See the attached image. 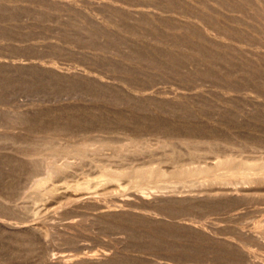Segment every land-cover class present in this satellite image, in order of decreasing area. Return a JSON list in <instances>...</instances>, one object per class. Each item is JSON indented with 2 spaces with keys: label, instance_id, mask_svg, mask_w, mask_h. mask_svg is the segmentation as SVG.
<instances>
[{
  "label": "rangeland",
  "instance_id": "1",
  "mask_svg": "<svg viewBox=\"0 0 264 264\" xmlns=\"http://www.w3.org/2000/svg\"><path fill=\"white\" fill-rule=\"evenodd\" d=\"M238 1L0 0V264H264V182L253 171L213 188L205 177L199 188L173 185L168 164L165 178L145 185L96 182L99 165L121 167L110 148L127 144H166L121 163L127 171L135 161L157 166L164 151L182 159L210 139L238 150L247 135L257 149L243 157L264 159L256 139H264V19L255 14L264 0ZM93 138L107 158L57 172L44 184L52 191L37 189L46 156ZM80 180L89 188L73 184ZM22 240L32 250H20Z\"/></svg>",
  "mask_w": 264,
  "mask_h": 264
},
{
  "label": "bare ground",
  "instance_id": "2",
  "mask_svg": "<svg viewBox=\"0 0 264 264\" xmlns=\"http://www.w3.org/2000/svg\"><path fill=\"white\" fill-rule=\"evenodd\" d=\"M208 0H206V2H207ZM211 2H212V0H210ZM240 1V0H239ZM238 1V2H239ZM245 1H247V0H245ZM217 2H219V1H217ZM224 2V1H223ZM226 2V1H225ZM224 2V3H225ZM250 2V1H249ZM209 3V2H208ZM207 3V4H208ZM237 3V2H236ZM245 3V2H244ZM210 4V3H209ZM215 4V3H214ZM241 4H243V3H241ZM264 4V3H263ZM256 5V4H255ZM260 6V5H259ZM259 6H257V7H255L256 8V10H255V14H256V16L258 15V19L260 18V19H264V8H262V7H259ZM234 8V7H233ZM251 8V7H250ZM118 9V8H117ZM235 9V8H234ZM124 10V9H123ZM218 10V9H217ZM216 10V11H217ZM236 10V9H235ZM248 12V11H247ZM247 12H246V14H247ZM251 12V11H250ZM202 13V12H201ZM227 14V13H226ZM243 14V13H242ZM249 14H251V13H249ZM229 15V14H228ZM236 15V14H235ZM230 16V15H229ZM252 17H253V15H251ZM255 16V17H256ZM259 16H262V17H259ZM201 17V16H200ZM240 17V16H239ZM238 17V18H239ZM245 17V16H244ZM66 18H67V16H66ZM231 18V17H230ZM235 18V17H234ZM257 18V17H256ZM232 19V18H231ZM236 19V18H235ZM254 19V18H253ZM148 20V19H147ZM206 20V19H205ZM204 20V21H205ZM242 20V19H241ZM256 20V19H255ZM236 21V20H235ZM259 22V21H258ZM149 23V22H148ZM170 25V24H169ZM264 25V24H263ZM174 26V25H173ZM261 27H263V26H261ZM84 28V27H83ZM258 29H260V28H258ZM217 30H219V29H217ZM131 31V30H130ZM259 32V31H258ZM261 32H264L263 31V29H262V31ZM40 33V32H39ZM205 33V32H204ZM199 34H201V33H199ZM264 34V33H263ZM4 35H6L7 36V34H4ZM218 36V35H217ZM7 38V37H6ZM244 39V38H243ZM12 41V40H11ZM251 44V43H250ZM261 47V46H260ZM199 48V47H198ZM208 49V48H207ZM183 57V56H182ZM245 57V56H244ZM261 58V57H260ZM250 59V58H249ZM187 60V59H186ZM238 60V59H237ZM220 64V63H219ZM258 64V63H257ZM230 67V66H229ZM260 67V66H259ZM218 68V67H217ZM261 68V67H260ZM231 74H232V72H231ZM262 74V73H261ZM73 79V78H72ZM233 101V100H232ZM230 102V101H229ZM168 107V106H167ZM170 107V106H169ZM19 113V112H18ZM21 113H23V112H21ZM77 117V116H76ZM105 119V118H104ZM77 121V120H76ZM79 121V120H78ZM77 121V122H78ZM125 122V121H124ZM132 122V121H131ZM134 122V121H133ZM58 123V122H57ZM91 123V122H90ZM89 122H88V124H90ZM114 123V122H113ZM126 123V122H125ZM129 123V122H128ZM135 123V124H134ZM133 123V125L132 126H134V125H137V124H139V120L137 121H135ZM142 123V122H141ZM162 123V122H161ZM84 124V123H83ZM115 124V123H114ZM132 124V123H131ZM143 124V123H142ZM141 124V125H142ZM163 124H164V122H163ZM171 124V123H170ZM110 125V124H109ZM152 125H154L155 127H157L158 129H159V127L160 128H162L164 125H161L159 122H157V121H155V123L154 124H152ZM1 126V125H0ZM118 126H120V125H118ZM123 126H125V125H123ZM140 126V125H139ZM162 126V127H161ZM8 127V126H7ZM99 127V126H98ZM114 127V126H113ZM117 127V126H116ZM121 127V126H120ZM165 129H167V130H169L170 132H175L176 130H174V128L170 125H166L165 124ZM175 127V126H174ZM59 128V127H58ZM73 128V127H72ZM82 128V127H81ZM94 129V128H93ZM110 129V128H109ZM126 129V128H125ZM148 129H149V127H148ZM154 129V128H153ZM164 129V128H163ZM210 129V128H209ZM90 130V129H89ZM88 130V131H89ZM111 130H114V129H112L111 128ZM130 130V129H129ZM137 130V129H136ZM161 130V129H160ZM187 130H188V132L187 133H189L190 135H193V133L195 134V132L194 131H196L197 130V132L199 131L200 132V130H198V129H192V128H187ZM213 130V129H212ZM86 131V130H85ZM165 131V130H164ZM178 131V130H177ZM181 131V130H180ZM179 131V132H180ZM118 132V131H117ZM167 132V131H166ZM182 132V131H181ZM215 133V131H212V133H209V134H214ZM122 133V132H121ZM192 133V134H191ZM202 133V132H201ZM31 134V133H30ZM245 134V133H244ZM250 134V133H249ZM57 135V134H56ZM59 135V134H58ZM91 135V134H90ZM97 135V134H96ZM196 135V134H195ZM202 135V134H201ZM215 135H217V133H215ZM224 135V134H223ZM55 136V135H54ZM54 136H50L52 139L49 141L50 142V145L49 146H51L52 144H53V146L54 147H58V145L60 144L59 143V139H57L59 136H57L56 138H54ZM177 136H179V135H177ZM176 136V137H177ZM183 136V135H182ZM200 136V135H199ZM205 136V135H204ZM219 136V135H218ZM222 136V135H221ZM252 136V135H251ZM250 135H247V136H244V137H242V138H240V139H242V141L244 140L245 142V145H241V148L240 149H236L235 150V148H234V146L231 144V145H229V146H227V144L226 143H228V142H221V143H216L218 140H216L215 138H212L213 137V135H212V137H208V139L209 138H212L214 141H211L210 142V140H208V139H206L205 138V140H208L209 142H207L206 144L207 145H205L204 143H202V142H205V141H202L201 143H202V145L204 144L205 146H200V143L199 144H195V143H193V144H186V145H188L189 146V148H187L188 150L186 151V156L184 155L183 157H185L187 160H185L184 161V163L185 162H188V164L189 163H192V164H189V167H186V166H188V164L186 165V163L184 164L183 162H181L180 163V161L183 159V157H182V159H180V156L179 155H181L180 154V152H179V154L178 155H176V153H174V150L173 151H169V153L168 152H166V151H164V153L161 155H159V156H157L156 158H154V162L157 164V166H155V167H152V166H148L147 164V166L144 168V167H139V166H137L136 167V165L135 166H131V164L133 165L135 162H137V161H135L134 163H131L130 164V166H129V169H128V171H127V169H124V165L126 166V164H124V165H122L123 164V162H126L129 158H132V157H136V156H138V155H141L142 153H146V151L147 152H149V155H151V156H154V155H156V154H152L153 153V151L152 150H154V149H157V148H161V149H163L164 148V146L166 145H164V144H159V145H151V144H142V145H140V144H127V145H125V146H121V147H111L110 149H111V154H109L110 155V158H113V159H115V160H117V162H119L120 163V165H121V167H119V168H123L122 170H124V171H121V170H119V168H117V170H114L113 168L111 169V170H109L110 169V167L109 168H107L105 165H99V171L100 172H98V173H100L99 175V177L100 178H98V180H96V182L97 183H100L101 182V184H103V183H105L106 182V184H108L107 182H109V184H110V181H118V180H120V179H123V178H128L129 177V181H130V177H134L133 179H134V183L135 184H142V183H144V185H145V183L147 184V181L149 180V179H153V178H156V179H161V178H165V175H166V168H163V165H165V164H168V166L170 165V168H171V171H170V173H169V176H170V178L171 179H173L175 182H173V180L171 181V183L173 182L174 184L173 185H175V183L176 182H179L180 184H183L182 185V188H185L187 185H189L191 188H193L194 186H201L200 184L198 185V183H202L203 181H205L206 180V182L208 183V181H209V185L211 186V185H215V186H217L216 185V183H218L220 180H226L227 179V181H228V178H229V181L228 182H230V179L231 178H236L235 180H237L238 182H239V180L237 179V177H239V175L241 174V169H244V170H246V172L247 171H253L252 173H253V179H255L256 181H254V183H256L257 182V180H258V183L259 182H264V159L263 160H261V159H255V161L254 160H252V162L250 161H247V159H245L244 157H243V155L244 154H249V155H251L252 156V154L254 153V151H255V149H257V148H251V146H249V145H246V144H248L249 143V141H251V140H254V137L252 138ZM95 137H97L98 139H99V137L98 136H95ZM181 137V136H180ZM179 137V138H180ZM215 137V136H214ZM223 137H225V136H223ZM167 138V137H166ZM187 138H189V137H187ZM198 138V137H197ZM202 138V137H201ZM71 139V138H70ZM72 139H73V137H72ZM104 139V138H103ZM171 139V138H170ZM176 139V138H175ZM186 139V138H185ZM191 139V138H190ZM234 139V138H233ZM233 139H230V140H233ZM238 139V138H237ZM256 139H257V141H259V142H263L264 141V139L261 137V136H256ZM12 140H14L13 138H12ZM16 140V139H15ZM47 140H49V139H47ZM225 140L226 141H228L226 138H225ZM224 140V141H225ZM71 142H69V144H66L65 145V147H64V150H62V151H60L59 149H54V152H51V154H49L48 156H46L47 158H51L52 160H54V158H62V160H64L63 162H61V164H53V163H56V162H53L52 160L50 161V162H46V159H45V157L43 158L42 157V159H40L41 157H39V158H35L36 160L38 159V160H44L45 159V161H43L44 163L46 162V166L48 167H46L45 166V169L47 168L48 170H47V175H46V178L44 177V176H42L43 178H45V179H43V178H41V175H39L40 177L39 178H41V179H35V178H33L34 180H36V183H35V185H36V187H37V189L38 190H42L43 188H45L46 190H48V189H50L51 187H49L48 189H47V187H44L45 185V183H46V180L47 179H50L51 178V176H53L54 174L56 175V174H58L57 172H59L60 174H62V172L64 173L65 171L67 172V169H71V167H73L74 166V164L75 165H85L86 163H87V161L89 162V163H91V162H93L94 163V161H98L99 160V158H101L102 156L104 157L105 156V154L103 153L104 151V149L105 148H108L107 146H105V145H103L104 147H102V146H99V145H97V142H98V140H96V138H95V140H94V138H93V141H89L88 142V144L87 143H75V144H73L72 143V140H70ZM74 141V140H73ZM107 141V140H106ZM106 141H104V142H106ZM191 141V140H190ZM189 141V142H190ZM234 141H235V139H234ZM17 142V141H16ZM36 142V141H35ZM46 142V141H45ZM62 142V141H61ZM64 142H65V140H64ZM68 142V141H67ZM103 142V143H104ZM213 142V143H212ZM230 142V141H229ZM232 142V141H231ZM230 142V143H231ZM253 142V141H252ZM11 143V142H10ZM25 143V142H24ZM28 143H30V142H28ZM38 143V142H37ZM40 143V142H39ZM52 143V144H51ZM63 143V142H62ZM99 143V142H98ZM107 143V142H106ZM181 143V142H180ZM186 143H188L187 141H186ZM198 143V142H197ZM224 143V144H223ZM235 143V142H234ZM240 143V142H239ZM254 143V142H253ZM13 144H14V141H13ZM43 144H45V143H43ZM56 144H58V145H56ZM76 144H78V145H76ZM100 144V143H99ZM17 145V144H16ZM32 145V144H31ZM40 145V144H39ZM62 145V144H61ZM235 145H236V143H235ZM34 146H35V144H34ZM41 146V145H40ZM39 146V147H40ZM187 146V147H188ZM231 146H233V148H231ZM27 147H29V146H27ZM38 147V146H37ZM38 147V148H39ZM175 147V146H174ZM15 148V147H14ZM30 148V147H29ZM29 148L27 149V150H29ZM32 149H34L35 151L37 150V148L35 149V148H33V146L31 147ZM30 148V150L32 151V149ZM41 148V147H40ZM39 148V149H40ZM44 148V147H43ZM182 148H183V146H182ZM239 148V147H238ZM39 149H38V151H36L37 153H35V154H40L41 152L39 151ZM25 150H26V148H25ZM25 150H23V151H25ZM33 150V151H34ZM253 150V151H252ZM259 150V149H258ZM32 151V153L34 154V152ZM48 151H50V150H48ZM26 152V151H25ZM38 152H40V153H38ZM109 152V151H108ZM29 153V152H28ZM158 153V152H157ZM21 154V153H20ZM31 154V153H30ZM33 154L31 155V156H33ZM47 154V153H46ZM23 156V155H22ZM29 156V155H28ZM41 156V155H40ZM24 157V156H23ZM106 157V156H105ZM72 158H74V161L72 160ZM107 158V157H106ZM108 158H109V156H108ZM152 158V157H151ZM184 158V159H185ZM16 159V158H15ZM24 159V158H23ZM153 159V158H152ZM252 159V158H251ZM18 160H19V158H18ZM33 160V159H32ZM72 160V161H71ZM102 160V159H101ZM143 160H145V159H143ZM190 162H189V161ZM205 160H209L207 163L205 162ZM215 161V163H211L212 161ZM41 161H39V162H41ZM149 161V160H148ZM183 161V160H182ZM27 162H29V161H27ZM38 162V161H37ZM38 162V163H39ZM84 162H85V164H84ZM111 162V161H110ZM151 162V161H150ZM19 163V162H18ZM30 163V162H29ZM122 163V164H121ZM142 163V162H141ZM183 163V164H182ZM193 163H194V165L196 164V166H194L193 167ZM20 165H21V163H19ZM41 164V166L44 168V164L42 165V163H40ZM39 164V165H40ZM51 164H53L52 166H51V168H49V166L51 165ZM96 164V163H95ZM181 164H182V166H181ZM205 164V165H204ZM94 165V164H93ZM128 165V164H127ZM185 165V166H184ZM190 165H192V166H190ZM18 166V165H17ZM24 166V165H23ZM40 166V168H42ZM115 166H117V165H115ZM144 166V165H143ZM167 166V168H169ZM15 167V166H14ZM75 167H78V166H75ZM88 167V166H87ZM166 167V166H165ZM22 168V167H21ZM31 168H32V166H31ZM81 168V167H80ZM97 168H98V165H97ZM115 168V169H116ZM125 168H127V167H125ZM34 169V168H33ZM50 169V170H49ZM29 170H30V168H29ZM93 170V169H92ZM126 170V171H125ZM168 170H170V169H168ZM167 170V171H168ZM31 171V170H30ZM35 171V170H34ZM82 171V170H81ZM37 172V171H36ZM74 172V171H73ZM77 172V171H76ZM244 172V171H243ZM245 173V172H244ZM248 173H250V172H248ZM252 173H251V177H252ZM38 174V173H37ZM41 174H43V173H41ZM65 174V173H64ZM63 174V175H64ZM67 174V173H66ZM69 174V173H68ZM27 175V174H26ZM31 175V174H30ZM44 175V174H43ZM54 175V176H55ZM74 175V174H73ZM96 175V174H95ZM247 175V174H246ZM25 176V175H24ZM35 176V175H34ZM33 176V177H34ZM53 176V177H54ZM72 176V175H71ZM250 176V175H249ZM23 177V176H22ZM84 177V176H83ZM97 177V176H96ZM168 177V176H167ZM206 178V179H204L203 181L201 180V178ZM241 177H243V179H241V180H245V178H247L248 176H246L245 178H244V174L241 176ZM251 177H248V178H251ZM68 178V177H67ZM79 178V177H78ZM86 178V177H85ZM170 178H169V180H170ZM13 179V178H12ZM28 179V178H27ZM52 179V178H51ZM75 179H77V178H75ZM233 179V180H234ZM29 180V179H28ZM56 180V179H55ZM55 180H53L52 179V183H53V181H55ZM69 180H70V178H69ZM68 180V181H69ZM126 180V179H125ZM162 180V179H161ZM232 180V179H231ZM234 180V181H235ZM75 181H77V180H75ZM164 181V180H163ZM162 181V182H163ZM222 181V182H223ZM234 181H232L233 182V184H234ZM16 182V181H15ZM27 182V181H26ZM29 182V181H28ZM57 182V181H56ZM60 182H62V181H60ZM73 182V181H72ZM90 182V181H89ZM88 182V180L87 181H81L80 180V182H73V184H76L78 187H80V188H82V190L83 189H88L89 188V186H90V183ZM130 182H132V181H130ZM132 182V183H133ZM159 182V181H158ZM161 182V181H160ZM222 182H220V183H222ZM226 182V181H225ZM227 182V183H228ZM245 182H249V180H247V181H245ZM252 182V181H251ZM64 183V182H63ZM93 183H95V182H93ZM120 183V182H119ZM166 183V182H165ZM164 183V184H165ZM168 183V182H167ZM166 183V184H167ZM206 183V184H207ZM227 183H225L224 184V182L222 183V184H224V185H228ZM237 183V182H236ZM253 183V182H252ZM253 183V184H254ZM257 183V184H258ZM14 184V183H13ZM61 184V183H60ZM66 184H67V182H66ZM69 184V183H68ZM67 184V185H68ZM105 184V185H106ZM128 184V183H127ZM154 184V183H153ZM155 184H156V182H155ZM163 184V183H162ZM170 183H168V185H169ZM231 184V183H230ZM21 185V184H20ZM23 185V184H22ZM25 185H27V183L25 184ZM50 185V184H49ZM52 185V184H51ZM97 185V184H96ZM104 185V184H103ZM186 185V186H185ZM203 185H205V183H203ZM208 185V184H207ZM220 185V184H219ZM236 185V184H235ZM260 186L261 185H263V183H260L259 184ZM29 186H31V185H29ZM33 186V185H32ZM31 186V187H32ZM76 186V187H77ZM135 186V185H134ZM139 186V185H138ZM153 186V185H152ZM165 186V185H164ZM181 186V185H180ZM179 186V187H180ZM213 186H211L212 188H213ZM214 186V187H215ZM256 186H258V185H256ZM18 187V186H17ZM23 187H24V185H23ZM58 187V186H57ZM64 187V186H63ZM75 187V186H74ZM97 187V186H96ZM137 189H138V187L137 186H135ZM155 187V186H154ZM157 187V186H156ZM175 187V186H174ZM173 186L171 187V188H174ZM198 187V188H199ZM202 187V186H201ZM218 187V186H217ZM219 187H221V185L219 186ZM229 187V186H228ZM34 188V186L32 187V189ZM59 189H60V187H58ZM120 188V187H119ZM177 188V187H176ZM181 188V189H182ZM226 188V187H225ZM29 189H30V187H29ZM44 189V190H45ZM95 189V188H94ZM141 189V188H140ZM144 189V188H143ZM158 189V188H157ZM178 189V188H177ZM13 190V189H12ZM15 190V189H14ZM26 191H27V189H25ZM24 190V191H25ZM37 190V192H39ZM44 190H42V192H44ZM51 190V189H50ZM49 190V191H50ZM25 191V192H26ZM52 191V190H51ZM85 191V190H84ZM140 191V190H139ZM160 191V190H159ZM209 191V190H208ZM11 192H13V191H11ZM15 192V194H16V191H14ZM20 192H21V189H20ZM25 192H24V194H25ZM138 192V191H137ZM196 192V191H195ZM228 192V191H227ZM226 192V193H227ZM259 192H261V191H259ZM45 193V192H44ZM21 194H23V190H22V192H21ZM23 194V195H24ZM39 194H41V192H39L38 193V195ZM99 194V193H98ZM138 194H140V193H138ZM17 195V194H16ZM23 195H21V196H23ZM37 195V196H38ZM42 195L44 196V194L42 193ZM46 195L48 196V192L46 193ZM54 195V194H53ZM15 196V195H14ZM19 196H20V194H19ZM36 196V197H37ZM42 196V197H43ZM69 196V195H68ZM6 197V196H5ZM8 197V196H7ZM6 197V198H7ZM13 197V196H12ZM140 197V196H139ZM3 198V197H2ZM1 197H0V199H2ZM35 198V197H34ZM229 198V197H228ZM245 198V197H244ZM243 198V199H244ZM8 200L10 199V198H7ZM230 199V198H229ZM248 199V198H247ZM7 200V201H8ZM11 200V199H10ZM9 200V201H10ZM32 200V199H31ZM241 200V199H240ZM1 201V200H0ZM6 201V202H7ZM8 201V202H9ZM23 201V200H22ZM34 201V200H33ZM244 202V201H243ZM5 203V202H4ZM4 203H1V204H4ZM166 204V203H165ZM10 205H12V204H10ZM9 205V206H10ZM7 206V205H6ZM254 206V205H253ZM12 207V206H11ZM4 208H5V204H4ZM7 208V207H6ZM258 208V207H257ZM1 209V208H0ZM3 209V208H2ZM22 209H24L25 210V208H22ZM236 209V208H235ZM237 210V209H236ZM253 210V209H252ZM0 211H2V210H0ZM11 211V210H10ZM26 211V210H25ZM27 212V211H26ZM246 212V211H245ZM244 212V213H245ZM2 213H3V211H2ZM2 213H0V214H2ZM36 213V212H35ZM252 213V212H251ZM5 214H7V213H5ZM31 214V213H30ZM246 214H247V212H246ZM255 215H256V211H255V213H254ZM6 215H4V216H2V217H5ZM14 217H15V215H14ZM7 218V217H6ZM11 218H13V216L11 217ZM20 219V218H19ZM15 220V219H14ZM21 220V219H20ZM165 220V219H164ZM214 220V219H213ZM16 221H17V219H16ZM18 222V221H17ZM259 224V223H258ZM185 225V224H184ZM188 225V224H187ZM191 227H193V226H191ZM43 232V231H42ZM41 232V233H42ZM223 234V233H222ZM226 235H227V233H226ZM264 237V236H263ZM28 238V237H27ZM229 238V237H228ZM22 239V238H21ZM205 240V239H204ZM18 241V240H17ZM23 241V240H22ZM32 241V240H31ZM231 242V241H230ZM30 243H32V242H30ZM30 243H28V242H25V241H23L22 243H21V241H20V244H19V246L21 247H19L18 245V247H19V249L20 250H24V249H26V252H27V250H29V249H31L30 248ZM216 243V242H215ZM170 246V245H169ZM203 246V245H202ZM264 246V245H263ZM228 247V246H227ZM18 249V248H17ZM173 249V248H172ZM199 249V248H198ZM208 249V248H207ZM32 250V249H31ZM187 250V249H186ZM231 250V249H230ZM19 251V250H18ZM25 251V250H24ZM30 251V250H29ZM188 251V250H187ZM188 254V253H187ZM212 254V253H211ZM70 255V254H69ZM250 256V255H249ZM65 257L66 256H62V258H61V260H63V259H65ZM241 258V257H240ZM81 259V258H80ZM215 259V258H214ZM159 261V260H158ZM175 261V260H174ZM173 261V262H174ZM180 261V260H179ZM184 261V259L182 260V262ZM224 261V260H223ZM62 262V261H61ZM120 262V261H119ZM187 262V261H186ZM43 263V262H42ZM182 264V263H181ZM186 264H188V262L186 263ZM195 264H197V263H195Z\"/></svg>",
  "mask_w": 264,
  "mask_h": 264
}]
</instances>
